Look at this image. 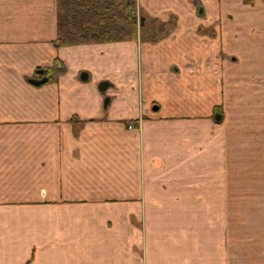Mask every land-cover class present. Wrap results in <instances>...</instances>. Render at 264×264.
<instances>
[{"label":"crops","instance_id":"crops-1","mask_svg":"<svg viewBox=\"0 0 264 264\" xmlns=\"http://www.w3.org/2000/svg\"><path fill=\"white\" fill-rule=\"evenodd\" d=\"M136 9L55 46V0H0V264H264V2Z\"/></svg>","mask_w":264,"mask_h":264},{"label":"trees","instance_id":"trees-1","mask_svg":"<svg viewBox=\"0 0 264 264\" xmlns=\"http://www.w3.org/2000/svg\"><path fill=\"white\" fill-rule=\"evenodd\" d=\"M136 35V0H55V46L134 39Z\"/></svg>","mask_w":264,"mask_h":264},{"label":"water","instance_id":"water-1","mask_svg":"<svg viewBox=\"0 0 264 264\" xmlns=\"http://www.w3.org/2000/svg\"><path fill=\"white\" fill-rule=\"evenodd\" d=\"M39 71H42V70H39ZM78 77H79L80 79H85V77H86V72H85V71H80L79 74H78ZM45 79H46V76L43 75V76H41V77H39V78H30L29 81L32 82V83H34V84H38V83L43 82ZM106 83H107V82H106L105 80H101V81H99V82L97 83V88H98L99 90H102L103 88H105L104 86H105ZM106 100H107V96H104V97H103V104H105Z\"/></svg>","mask_w":264,"mask_h":264},{"label":"rangeland","instance_id":"rangeland-1","mask_svg":"<svg viewBox=\"0 0 264 264\" xmlns=\"http://www.w3.org/2000/svg\"><path fill=\"white\" fill-rule=\"evenodd\" d=\"M136 15H137V34H138V32H139V26H138V24H139L140 13L137 11V9H136ZM148 23H150V22H148ZM153 23L156 24L157 22H155V20H154ZM150 24L154 26V24H152V22ZM138 36H140V34ZM136 37H137V35H136Z\"/></svg>","mask_w":264,"mask_h":264}]
</instances>
